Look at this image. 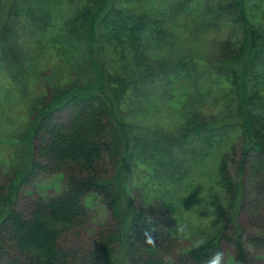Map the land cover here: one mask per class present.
Wrapping results in <instances>:
<instances>
[{
	"label": "trees",
	"instance_id": "obj_1",
	"mask_svg": "<svg viewBox=\"0 0 264 264\" xmlns=\"http://www.w3.org/2000/svg\"><path fill=\"white\" fill-rule=\"evenodd\" d=\"M202 38L211 57L196 56ZM46 68L58 74L42 82ZM8 78L33 93L24 152L0 179V264H207L216 251L227 264L225 241L234 264L264 260V223L247 233L238 219L247 185L264 194V0H0V91ZM139 97L141 111L182 99L175 121L135 132ZM206 159L201 202L223 222L180 248L186 169ZM55 173L59 193L17 207L24 185ZM96 198L109 221L90 246L62 247Z\"/></svg>",
	"mask_w": 264,
	"mask_h": 264
},
{
	"label": "rangeland",
	"instance_id": "obj_2",
	"mask_svg": "<svg viewBox=\"0 0 264 264\" xmlns=\"http://www.w3.org/2000/svg\"><path fill=\"white\" fill-rule=\"evenodd\" d=\"M202 40H204L202 43L192 45L197 54L196 56L201 58L211 57V52L216 48H214L211 42L209 44L210 48H207V46L204 48L206 38H202ZM57 72L51 68L48 70L46 68L39 72L38 77L43 82L50 75L58 74ZM9 80L10 78L4 82V84L9 83L6 90L0 91V160H4V166L0 169V179L5 178V173L9 171L12 164L19 165V153L24 152L23 145L20 144L19 136H21L29 120V109L26 103L29 96L33 93L25 87L24 83L18 84L15 80L13 82H9ZM38 92L41 91H36V93ZM139 99L140 103L136 99L130 98L129 106L126 109L128 115L133 116L131 117V123L135 127V132L136 130L143 132V130L155 131L160 128H169V124L171 125L176 118L170 105L176 108L182 101V99H178L179 102L177 99L171 101L166 99V104L157 106V104L151 103L147 105L146 109L141 111L143 99L141 97ZM151 106L156 107L152 108ZM37 145L38 141L36 140L35 146ZM211 164L212 161L207 162L206 159L205 166H200L199 170L192 168L190 170L186 169L187 176L185 178L187 180L185 179V184L190 183L188 185L190 187L183 184V186L187 187L183 192L184 194H182L185 196L184 200L181 202L177 201L180 217L178 224L179 226L182 225L181 228L184 230H180L183 233L180 238V248L192 246L199 238L208 232L216 230L223 222L220 211L214 210L212 206L207 208V204L201 202V196L204 195V192L201 190L207 186L205 176L206 173L210 172L212 168ZM202 171L205 172L204 178H202ZM133 183L135 190L133 196L135 201L139 203L146 194V190L143 188L142 183L136 180V177H134ZM63 186L64 177L61 173L38 175L33 181L22 187L17 207L27 208L30 202H33L40 196H52L59 193ZM258 186L255 185L252 187V184L247 185L245 202L238 218L239 222L246 228L247 233H257L258 225L264 223V194L258 195ZM89 210V219L82 228L81 238L77 233L68 232L60 238L59 243L62 247L80 250L83 245L90 246L93 242L92 237L95 236L98 229H101L103 224L109 221L104 204L98 198L90 203ZM46 221L49 222L48 219ZM245 241L247 242L246 237ZM223 247L227 264H230V262L234 264V247L227 241L223 243ZM259 254L262 257L260 259H264V250L259 251ZM256 264H264V260L256 262Z\"/></svg>",
	"mask_w": 264,
	"mask_h": 264
},
{
	"label": "clouds",
	"instance_id": "obj_3",
	"mask_svg": "<svg viewBox=\"0 0 264 264\" xmlns=\"http://www.w3.org/2000/svg\"><path fill=\"white\" fill-rule=\"evenodd\" d=\"M148 242H152L150 235L146 234ZM207 264H224V253L223 251H216L212 257L207 261ZM231 264V262H230Z\"/></svg>",
	"mask_w": 264,
	"mask_h": 264
}]
</instances>
